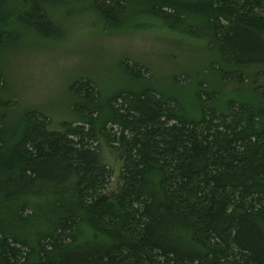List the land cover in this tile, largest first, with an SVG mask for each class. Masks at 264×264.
<instances>
[{
    "label": "trees",
    "instance_id": "1",
    "mask_svg": "<svg viewBox=\"0 0 264 264\" xmlns=\"http://www.w3.org/2000/svg\"><path fill=\"white\" fill-rule=\"evenodd\" d=\"M263 10L0 0V264H264ZM74 14L102 33L184 38L207 59L168 94L137 62L93 67L65 83L69 119L51 128L11 94L5 62L61 42Z\"/></svg>",
    "mask_w": 264,
    "mask_h": 264
},
{
    "label": "rangeland",
    "instance_id": "2",
    "mask_svg": "<svg viewBox=\"0 0 264 264\" xmlns=\"http://www.w3.org/2000/svg\"><path fill=\"white\" fill-rule=\"evenodd\" d=\"M75 15L62 19L67 30L61 42L29 43L23 49H16L5 62L11 94H15L23 107L50 115L53 119L51 128L57 129L60 122L69 119L63 110L65 83L73 77L84 76L83 73L93 67L102 69L101 65L109 66L118 59L127 64L137 62L148 69L140 73L144 77L151 76L160 92L168 94L163 89L172 88V84L182 86L184 79L192 77L191 63L200 68L207 59L202 47L184 38L156 31L102 33L95 29L93 18ZM261 70L264 88V67ZM94 78L102 80L101 75ZM241 87L236 86L238 90ZM104 155L108 166L117 173L120 163L106 150Z\"/></svg>",
    "mask_w": 264,
    "mask_h": 264
}]
</instances>
